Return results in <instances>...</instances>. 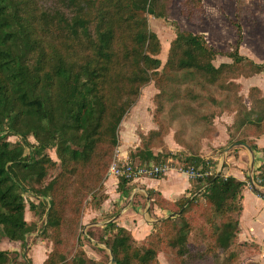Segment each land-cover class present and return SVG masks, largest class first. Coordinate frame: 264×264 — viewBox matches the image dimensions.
<instances>
[{
  "label": "trees",
  "instance_id": "1",
  "mask_svg": "<svg viewBox=\"0 0 264 264\" xmlns=\"http://www.w3.org/2000/svg\"><path fill=\"white\" fill-rule=\"evenodd\" d=\"M171 2L52 0L38 7L34 0H0V239L24 242L30 232L24 198L28 191L38 198L29 208L46 216L45 231L55 228L59 236L70 190V199L80 209L88 193L94 198L104 187L105 173L120 144L121 121L150 81L159 86L180 73L223 90L235 85L236 90L239 84L234 78L264 71V62L257 63L239 50L240 20L250 12L246 0H236L238 18L233 25L238 38L230 51H218L203 34L176 28L162 65L161 41L147 17H166ZM181 8L194 22L205 14L202 0H181ZM219 53L232 61L216 65ZM234 96L243 113L237 140L249 141L253 147L249 137L264 134V96L257 87L249 89L250 115L242 97L236 91ZM12 135L21 142H11ZM26 146L32 148L30 154L19 155ZM53 148L59 164L48 152ZM131 155L137 158L134 169L151 165L150 159L160 160L147 144ZM58 165L60 171L45 190L33 186ZM191 167L207 170L215 162L191 155L184 168ZM133 180L118 176L117 190L129 195ZM192 180L189 194L176 201L147 190L152 202L171 215L153 222L145 238L136 239L115 220L104 225L107 236L102 241L113 256L111 264H158V253L165 246L183 264L208 263L216 252L229 251L239 237L247 181L222 172L217 176L216 168L213 174ZM196 218L208 240L205 250H193L188 244ZM55 241L56 248L41 264H54L55 254L60 261L65 258L58 252L59 239ZM236 259V252H229L225 264ZM10 260V252L0 249V264ZM75 263L84 264L85 259L78 257Z\"/></svg>",
  "mask_w": 264,
  "mask_h": 264
},
{
  "label": "rangeland",
  "instance_id": "2",
  "mask_svg": "<svg viewBox=\"0 0 264 264\" xmlns=\"http://www.w3.org/2000/svg\"><path fill=\"white\" fill-rule=\"evenodd\" d=\"M34 1L38 7H41L52 0ZM140 1L147 2L148 0ZM255 1L257 2V0H246L248 7L250 8L249 3L254 4ZM202 5L205 14L199 22L191 21L182 12L181 0H172L169 14L166 17L148 15L149 26L158 34L161 41L158 57L162 65L168 59L172 40L176 37V28L203 34L218 51L228 52L232 49L238 38L233 25V21L238 18L236 0H202ZM250 12L240 20L242 31L243 24L253 20L251 8ZM200 29L203 31L205 29L207 35L200 33ZM231 32L233 38L230 36ZM231 61V57L219 53L214 63L219 65ZM242 77L245 76L241 75L234 78V81L232 80L234 84H239L236 90L235 85L230 86L229 90H223L219 85L206 84L201 78L184 77L180 73L169 76L159 86L154 80L150 81L141 88L137 101L121 121L120 144L114 151L111 163L113 161L119 164L136 163L137 158L132 157L131 154H135L139 148L144 150L145 144L149 145L155 155L159 154L160 160L150 159V162L163 166L165 171L162 174L171 168L185 169V159L191 155L203 154L204 157L211 158L214 152L222 153L230 142L229 134L237 132L238 121L243 119V113L239 109L234 91H236V96L242 97V102L248 109L245 113L251 114L249 113L251 107L249 93V98H247L249 104L247 102L248 105H246V95L242 93V85L239 82V78ZM8 139L11 142H21L18 136L12 135ZM29 140L32 143L36 142L33 136H30ZM31 151L32 148L26 146L23 153L19 155L25 157ZM48 152L59 164L60 160L55 148L49 149ZM35 156H38L37 152ZM111 163L105 173V180L112 174L109 171ZM211 169L215 170V167ZM59 171V165L51 168L42 182H35L33 186L45 190ZM105 190L106 187L97 190L94 198L88 193L83 205L78 209L76 203L70 199L73 194V189H71L64 204L65 223L59 236H55L58 232L55 228H47L45 231L46 216L38 215L29 208L30 202H37L38 198L31 191L26 192L24 194L25 218L31 226L30 232L26 234L24 242L5 237L0 239V249L10 252L9 264H41L56 248L55 239H59L58 252L64 254L65 258L60 261L58 255L55 254L54 264H76L78 257L85 259L84 264H111L113 261L111 251L102 239L107 236L104 225L111 220L115 212H107L103 205L107 197ZM104 196L106 197L101 201L100 199ZM200 226L201 221L196 218L188 240L189 247L193 250H205L208 245V240L201 233ZM60 238H62L61 243ZM81 248L83 253L80 251ZM232 251L237 255L233 264H264V242L243 239L236 240L227 252H216L208 263L192 264H225L229 252ZM158 264L183 263H180L177 256L168 246H165L158 253Z\"/></svg>",
  "mask_w": 264,
  "mask_h": 264
},
{
  "label": "crops",
  "instance_id": "3",
  "mask_svg": "<svg viewBox=\"0 0 264 264\" xmlns=\"http://www.w3.org/2000/svg\"><path fill=\"white\" fill-rule=\"evenodd\" d=\"M249 4L252 9L253 20L243 24L244 37L240 51L253 61L263 63L264 0H257L256 3ZM199 31L207 35L205 29ZM193 32L195 33V31ZM230 36L233 38L232 32ZM239 82L242 85V93L246 95V105L249 104L247 98H249L248 93L251 87L259 88L264 96V71L239 78ZM237 137V132L229 134L230 142L222 153L219 151L212 152L211 158L209 156L204 157L203 154L199 156L213 160L216 170H220L224 176H234L239 180L247 181L248 185L243 192V210L240 217L238 239L264 242V217L262 218L264 198L257 188L249 186L252 175L257 182L260 166L264 163V134L249 137L253 147L249 141H238ZM185 170L187 169L171 168L164 174L157 176L135 178L132 181L133 187L129 195L119 192L117 190L118 177L114 174L109 175L104 182L107 197L103 205H105L107 212H115L111 220H115L117 224L130 230L136 239L145 238L152 231L153 222L171 215L168 209H163L152 202L147 190L154 189L169 201H176L182 196L188 195L193 187V178Z\"/></svg>",
  "mask_w": 264,
  "mask_h": 264
},
{
  "label": "built area",
  "instance_id": "4",
  "mask_svg": "<svg viewBox=\"0 0 264 264\" xmlns=\"http://www.w3.org/2000/svg\"><path fill=\"white\" fill-rule=\"evenodd\" d=\"M109 171L116 176L124 175L127 177H134L135 179L141 176L160 175L162 174V172L165 171V168L161 165L151 164L149 166H138L134 169L132 162H125L119 164L118 162L113 161L110 165ZM185 171H187V173L191 177H206L213 174L214 172V170H212L211 168L206 170L202 167H199L198 169L191 167ZM249 185L251 187L257 188L264 198V169H260V171L258 172L257 182H255V178H253V181H251Z\"/></svg>",
  "mask_w": 264,
  "mask_h": 264
},
{
  "label": "water",
  "instance_id": "5",
  "mask_svg": "<svg viewBox=\"0 0 264 264\" xmlns=\"http://www.w3.org/2000/svg\"><path fill=\"white\" fill-rule=\"evenodd\" d=\"M220 174V170L217 171V176ZM251 181H253V175L251 176ZM199 191V190H198ZM193 197V196H192ZM113 259V256H112Z\"/></svg>",
  "mask_w": 264,
  "mask_h": 264
}]
</instances>
